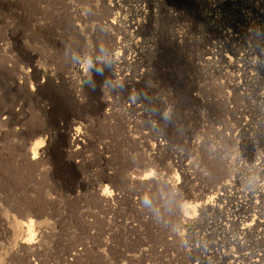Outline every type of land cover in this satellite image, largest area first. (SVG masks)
<instances>
[{
	"label": "rangeland",
	"instance_id": "obj_1",
	"mask_svg": "<svg viewBox=\"0 0 264 264\" xmlns=\"http://www.w3.org/2000/svg\"><path fill=\"white\" fill-rule=\"evenodd\" d=\"M263 111L264 0H0V264H264Z\"/></svg>",
	"mask_w": 264,
	"mask_h": 264
},
{
	"label": "bare ground",
	"instance_id": "obj_2",
	"mask_svg": "<svg viewBox=\"0 0 264 264\" xmlns=\"http://www.w3.org/2000/svg\"><path fill=\"white\" fill-rule=\"evenodd\" d=\"M141 23H139V22H137V23H135V24H133V25H135V26H139ZM131 29V28H130ZM137 30V29H136ZM208 53V52H207ZM210 54L212 55V53H211V51H210ZM209 54V55H210ZM129 57L128 58H125L124 59V61H123V63L124 64H130V63H132L133 61H134V59H133V57H131L130 55H128ZM242 60H243V58H241ZM107 61H109L110 63H112L113 65H115V64H118L119 62H118V54H115V55H113V56H110V57H108V60ZM118 72V70H115V71H113V76L115 75V76H119V74L117 73ZM116 73V74H115ZM25 74H27V73H25ZM23 76V75H22ZM26 76V75H25ZM27 76H28V74H27ZM116 78V77H115ZM19 79V78H18ZM26 79V78H25ZM25 79H23V80H25ZM118 82V81H117ZM14 83H16V82H14ZM18 83V82H17ZM24 83V82H23ZM264 112V111H263ZM73 136V135H72ZM74 141H76L77 140V138H76V134H74ZM160 145V144H159ZM224 173V172H223ZM222 173V174H223ZM226 185L225 186H223V190L225 191L226 190ZM100 197L102 198V200L103 201H105V202H107L108 201V199H109V197H110V195H108V194H106V192H103L101 195H100ZM212 205V204H211ZM28 262V264H32V263H34V262H32L33 260H27Z\"/></svg>",
	"mask_w": 264,
	"mask_h": 264
},
{
	"label": "clouds",
	"instance_id": "obj_3",
	"mask_svg": "<svg viewBox=\"0 0 264 264\" xmlns=\"http://www.w3.org/2000/svg\"><path fill=\"white\" fill-rule=\"evenodd\" d=\"M121 55H122V53H121ZM76 131L79 132V129H77ZM33 159L35 160V159H37V157L36 156H33ZM209 199H210V202H211V200H213L214 198H209Z\"/></svg>",
	"mask_w": 264,
	"mask_h": 264
}]
</instances>
